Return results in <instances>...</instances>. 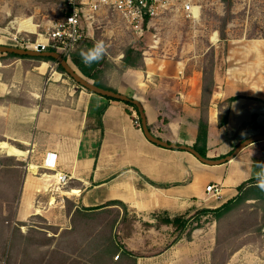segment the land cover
I'll return each instance as SVG.
<instances>
[{
  "label": "crops",
  "instance_id": "1",
  "mask_svg": "<svg viewBox=\"0 0 264 264\" xmlns=\"http://www.w3.org/2000/svg\"><path fill=\"white\" fill-rule=\"evenodd\" d=\"M3 58L0 54V117L17 124L16 131L3 136L27 150L0 143L7 155L25 157L20 159L26 168L14 221L20 249L35 257H25L24 264H58L59 234L66 241L86 234V244L91 242L94 251L110 253L105 262L96 259L95 264H200L214 251L204 248L216 246V233L195 230L189 240L165 220L187 219L201 211L215 215L239 199L257 201L264 179V140L225 164L207 165L188 151L149 141L140 115L124 102L50 82L43 93L48 62L41 63L40 71L21 72ZM150 65L146 59L143 68L126 66L119 74L104 70L101 75L116 80L114 87H104L142 104L155 137L195 148L204 118L209 136L203 152L209 160H221L246 140L264 135V87L249 83L218 93L214 77L205 112L201 70L182 61ZM231 98L238 99L229 105ZM221 104H226L224 110ZM225 113L227 123L221 126ZM49 155L57 158L55 168L45 166ZM210 186L221 187L218 198L209 195ZM259 234L261 244L238 248L226 264H264V227ZM30 235L40 239L31 240ZM68 246L66 251H71ZM47 254L48 260H38ZM116 256L120 259L113 261Z\"/></svg>",
  "mask_w": 264,
  "mask_h": 264
},
{
  "label": "rangeland",
  "instance_id": "2",
  "mask_svg": "<svg viewBox=\"0 0 264 264\" xmlns=\"http://www.w3.org/2000/svg\"><path fill=\"white\" fill-rule=\"evenodd\" d=\"M67 5L66 0H0V45L14 44L8 38L27 37L18 33V26L14 24L18 19L32 18L36 25H42L40 32L43 33L44 24L48 21L65 18ZM100 40L105 41L107 46L106 55L99 60L104 66L103 69L97 64L85 63L81 56L82 51L92 48ZM129 50L141 54L140 68L144 67L142 64L148 59L150 69L163 63L177 65L182 61L201 70L204 75L203 98L206 112L213 94L214 77L220 87L218 93H223V87L234 91L235 87L249 83L264 87V0H211L198 21L166 13L157 17L143 36L133 32L120 15L103 10L95 15L92 30L76 48L70 64L76 72L91 82L95 83V80L86 77L75 62L89 70L100 85L114 87V77L105 79L101 72L111 70L119 74L126 67L123 62ZM1 55L5 62L21 72L33 69L40 71L41 63L44 62L31 58L22 59L10 56L11 54ZM48 63L49 67L43 71V93L50 86L49 82L69 88L81 87L69 74L59 69L57 62ZM215 99H221V96L216 95ZM224 107L226 108V104L220 105L222 110ZM16 127L17 124L10 125L6 119L0 117V143L7 142L26 152L16 140L3 136L7 130L16 131ZM24 158L9 156L0 149V264H24L25 257H35L34 253H28V256L20 249V232L14 221L26 168V164L20 159ZM130 219L133 221L135 218L133 216ZM184 221L187 222L184 232L189 240L195 230H206L207 233L212 231L217 235L216 246L204 248H212L214 251L206 259L203 257L200 264H226L238 248L262 243L259 232L264 227V202H238L232 211L218 221L216 215L202 211ZM89 234L90 240L93 232ZM30 237L31 240L40 239L34 235ZM65 239L59 234L58 264H95L96 259L98 262H105L104 256L110 255L94 251L91 242L86 244V234H77L72 240L68 239L69 241ZM66 243L72 245L68 246L71 251H66ZM39 259L48 260L49 254L40 256ZM127 264L134 262L128 260Z\"/></svg>",
  "mask_w": 264,
  "mask_h": 264
},
{
  "label": "built area",
  "instance_id": "3",
  "mask_svg": "<svg viewBox=\"0 0 264 264\" xmlns=\"http://www.w3.org/2000/svg\"><path fill=\"white\" fill-rule=\"evenodd\" d=\"M68 12L62 20H51L42 25H37L35 30L20 31L27 37L16 36L11 47L36 52H56L65 60L71 62L78 45L82 43L93 28L95 15L103 10L120 15L129 28L139 36H143L153 21L166 13H174L190 20L198 21L206 5L211 0H66ZM214 1V0H212ZM84 23L86 25L84 26ZM15 24V23H14ZM17 25V24H16ZM18 26V25H17ZM15 27V26H14ZM33 36V37H30ZM212 40V38H211ZM57 158L50 155L45 161V166L56 167ZM61 181L64 175L59 177ZM207 192L213 198L221 194V187L210 186ZM116 256L115 260H119Z\"/></svg>",
  "mask_w": 264,
  "mask_h": 264
},
{
  "label": "water",
  "instance_id": "4",
  "mask_svg": "<svg viewBox=\"0 0 264 264\" xmlns=\"http://www.w3.org/2000/svg\"><path fill=\"white\" fill-rule=\"evenodd\" d=\"M0 54H11V55H17L20 57L52 58V59H54L59 64V66H61L65 70V72L67 74H69L82 88H84V89H86L92 93H95L97 95H100L102 97L112 98V99H115V100H118V101H121L124 103H132L133 105H135L137 107L139 113H140V117L142 120V127H143L144 133H145L146 137L149 139V141H151L152 143L159 145L161 147L188 151L191 154H193L194 156H196L201 162H203L204 164H207V165L215 166V165L225 164V163L229 162L231 159H233L236 155H238L244 148H246L250 144L264 140V135H259V136L253 137L251 139L246 140L239 147H237V149L235 150V152L231 156H228L225 159H221V160H209V159H206L203 156H201V154L198 151H196L194 148L185 147V146L177 147L175 145H170V144L162 141L161 139L155 137L148 127L145 111L143 109L142 104L139 101H137L135 99H131L127 95L121 94L119 92L109 90V89H105V88H101V87L97 86L95 83L91 82V80L84 78L78 72H76L73 69V67L71 66L70 62L65 60L59 53H56V52H36V51H30V50H24L21 48L6 46V45H0Z\"/></svg>",
  "mask_w": 264,
  "mask_h": 264
},
{
  "label": "trees",
  "instance_id": "5",
  "mask_svg": "<svg viewBox=\"0 0 264 264\" xmlns=\"http://www.w3.org/2000/svg\"><path fill=\"white\" fill-rule=\"evenodd\" d=\"M10 56H14V57H19V58H22V59H25V58H31V57H20V56H17V55H10ZM142 56L141 54L139 53H136L134 50H129L126 54H125V57H124V63H125V66H127L128 68H140L141 66V61H142ZM31 59H37V60H43L44 62H56L54 59L52 58H31ZM74 59V58H73ZM143 63V62H142ZM75 64L81 69L82 73L92 79V80H95V84L101 88H105V89H109L107 87H104L103 85H100L98 82H97V78L91 74V72L87 69H85L81 64H78L75 62ZM93 65H96L99 67L101 66V63L100 61H97V62H94L92 63ZM144 65V63L142 64ZM62 72L65 73V70L60 66L59 68ZM109 90H112V89H109ZM107 98V97H106ZM109 100H112V101H117V102H121V101H118V100H115V99H112V98H107ZM238 98H231L228 100V104H232L234 101H236ZM127 105L133 107L137 112L138 114L140 115L137 107L135 105H133L132 103H126ZM227 123V113H225L224 117L221 119V126H223L224 124ZM208 136H209V125H208V122L203 118L200 122V125H199V136H198V143L197 145L195 146V150L198 151L201 156H203L204 158L207 159V155L203 152L204 149L207 148V143H208ZM204 148V149H203ZM233 153H231L229 156H231ZM228 157V156H227ZM246 186H243L241 187V192L242 190L245 188ZM247 196H249V194L246 192L244 193V198H246ZM242 198V196H241ZM249 199H239L237 201V203L235 202H231V203H228L226 204L225 206H223L222 208L214 211L213 213L216 215V220H220L225 214H227L228 212L232 211L234 209V207L238 204V202H242V201H247ZM254 200H257V201H264V189H260V194H258V197ZM202 212H205V213H208L209 211H202ZM166 224H169V225H174V227H176L178 230L181 229L180 231L181 232H184L186 226H187V222L184 221V219H175V220H165ZM131 255V254H129ZM132 256V255H131Z\"/></svg>",
  "mask_w": 264,
  "mask_h": 264
},
{
  "label": "clouds",
  "instance_id": "6",
  "mask_svg": "<svg viewBox=\"0 0 264 264\" xmlns=\"http://www.w3.org/2000/svg\"><path fill=\"white\" fill-rule=\"evenodd\" d=\"M106 53H107L106 43L105 41L100 40V41H96L92 48L88 49L87 51H82L81 56L85 63L91 64L103 59ZM259 187L261 189H264V179H261L259 181Z\"/></svg>",
  "mask_w": 264,
  "mask_h": 264
},
{
  "label": "bare ground",
  "instance_id": "7",
  "mask_svg": "<svg viewBox=\"0 0 264 264\" xmlns=\"http://www.w3.org/2000/svg\"><path fill=\"white\" fill-rule=\"evenodd\" d=\"M15 24L18 25V27L20 26V31H23L25 29L27 30H35L37 28V25L35 24L34 20L32 18H28V19H18L16 22H14ZM16 154H20L23 156H26L25 153L16 151Z\"/></svg>",
  "mask_w": 264,
  "mask_h": 264
}]
</instances>
